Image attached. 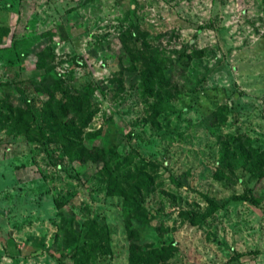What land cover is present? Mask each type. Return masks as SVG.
Masks as SVG:
<instances>
[{"label": "rangeland", "instance_id": "obj_1", "mask_svg": "<svg viewBox=\"0 0 264 264\" xmlns=\"http://www.w3.org/2000/svg\"><path fill=\"white\" fill-rule=\"evenodd\" d=\"M61 89L81 156L44 119ZM141 162L130 226L165 263L264 264V0H0V264H126L129 211L93 172Z\"/></svg>", "mask_w": 264, "mask_h": 264}, {"label": "trees", "instance_id": "obj_2", "mask_svg": "<svg viewBox=\"0 0 264 264\" xmlns=\"http://www.w3.org/2000/svg\"><path fill=\"white\" fill-rule=\"evenodd\" d=\"M41 61V55H39L38 62L40 63ZM37 67H41V65L38 64ZM155 77L156 78L153 82L152 80L149 81L148 89L143 91V96L152 95V84L154 82L155 84H157L158 88L163 87L162 83H164L166 79L161 75H158V73H156ZM60 92L65 99L62 101L59 99L51 98L46 101L44 105V119L53 121L54 123H58L62 134L67 132L66 134H64V136L65 138L66 136L67 138H69L72 145V153L71 149H66L68 154H76L77 156H81V154L85 150V147H83L79 143L78 135L81 128L86 124L88 117L81 118V106L79 102L72 101L69 98L67 91L61 89ZM50 95H52L51 92ZM69 110L72 112V116L67 118L64 115H66ZM5 118H9V126H11L12 128H16V130L20 128L19 119L17 117H14L12 109H10V112L8 114H5ZM61 118L62 121H60ZM75 118L78 121H75ZM77 139L78 141H76ZM96 150L98 152L102 151V146L97 147ZM258 155L259 152H255V156ZM145 167L146 164L144 162H141L135 168V171L129 175V179L128 181H126L125 185H122L120 181L115 180L112 172L107 169L108 167L103 166L102 169H95L93 173L95 175H104L110 178L111 185L110 188H108L107 194L122 196V198L124 199V206L129 211V213H127V215L124 217L125 235L128 242L126 264H167L165 263V260H167L170 255L171 248H173V242L163 244L160 247L149 246L147 243L141 240L137 229L133 226H130V217L136 219V221L140 224L149 222V218L144 213L139 203H136L133 207H131L132 205L129 204V199L131 198L132 193L138 192L140 191V189L146 188L151 185L152 180ZM219 206L220 204L218 205L214 200L211 199L209 211H212ZM129 215L131 216L129 217ZM67 216L69 217L70 215L68 214ZM190 221L192 223L197 221V217H195L194 213L190 214ZM76 225L77 224H75V226ZM103 227V224L92 221L86 226L84 235H86L87 237H95L97 234H99L102 236L103 240H107L102 233L104 232ZM66 232L71 233L70 236H72V242L77 240L78 234L76 235L73 228L69 229L68 227V229H66ZM76 248L74 249L73 254L81 253L80 250L82 249V247ZM90 250L92 253H94L96 251V247H92ZM84 259L87 260V257H85Z\"/></svg>", "mask_w": 264, "mask_h": 264}]
</instances>
